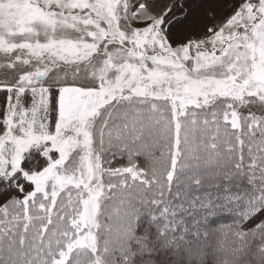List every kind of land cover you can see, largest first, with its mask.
I'll return each mask as SVG.
<instances>
[{"label":"snow or ice","instance_id":"snow-or-ice-1","mask_svg":"<svg viewBox=\"0 0 264 264\" xmlns=\"http://www.w3.org/2000/svg\"><path fill=\"white\" fill-rule=\"evenodd\" d=\"M0 264H264V0H0Z\"/></svg>","mask_w":264,"mask_h":264},{"label":"rangeland","instance_id":"rangeland-1","mask_svg":"<svg viewBox=\"0 0 264 264\" xmlns=\"http://www.w3.org/2000/svg\"><path fill=\"white\" fill-rule=\"evenodd\" d=\"M3 75H4V72H3V70H0V78H2V77H3Z\"/></svg>","mask_w":264,"mask_h":264}]
</instances>
